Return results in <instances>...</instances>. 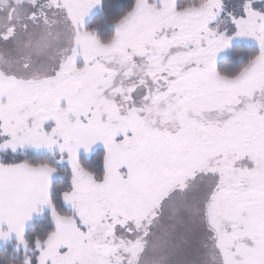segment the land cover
I'll use <instances>...</instances> for the list:
<instances>
[{
  "label": "snow or ice",
  "instance_id": "1",
  "mask_svg": "<svg viewBox=\"0 0 264 264\" xmlns=\"http://www.w3.org/2000/svg\"><path fill=\"white\" fill-rule=\"evenodd\" d=\"M0 264H264V0H0Z\"/></svg>",
  "mask_w": 264,
  "mask_h": 264
}]
</instances>
